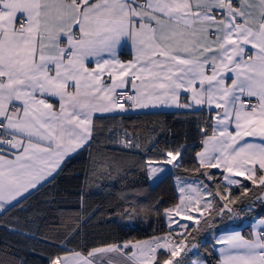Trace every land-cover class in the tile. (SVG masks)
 Here are the masks:
<instances>
[{
	"label": "snow or ice",
	"instance_id": "snow-or-ice-1",
	"mask_svg": "<svg viewBox=\"0 0 264 264\" xmlns=\"http://www.w3.org/2000/svg\"><path fill=\"white\" fill-rule=\"evenodd\" d=\"M172 107L208 119L190 160L181 146L145 162L149 180L176 169L168 231L69 249L50 264H204L188 257L201 221L231 213L246 182L264 204V0H0V209L21 205L84 151L93 180L111 176L119 154L139 145L104 121ZM258 224L247 237L218 236V264H264ZM65 227L70 243L80 228Z\"/></svg>",
	"mask_w": 264,
	"mask_h": 264
},
{
	"label": "trees",
	"instance_id": "trees-1",
	"mask_svg": "<svg viewBox=\"0 0 264 264\" xmlns=\"http://www.w3.org/2000/svg\"><path fill=\"white\" fill-rule=\"evenodd\" d=\"M122 57L126 58L125 55ZM207 119V110L195 114L180 110L127 113L115 121H104L109 127L132 131L137 136L138 144L146 145L130 153L119 154L120 175L107 189H95L91 185L92 164L88 151L66 159L63 170L55 180L44 184L38 191L33 190L21 205L0 213V260L5 264L9 261L14 264H50V259L66 255L69 249L81 251L165 234L168 228L160 213L176 203L173 175L176 169L167 172L154 186L149 187L145 162L159 160L165 150H175L181 146L187 149L186 161L190 160L201 148L199 127ZM99 147H93V156ZM188 167L191 169L190 164ZM188 175H192L191 171ZM86 177L89 178L86 180ZM246 183L250 189L248 195L236 192L234 198H238L237 203L229 205L233 213L235 211L236 218L227 221L212 234L201 231L193 241L197 245L196 254L206 264H218L212 240L220 229L239 227L246 235L251 222L264 216L263 204L253 199L258 188L250 182ZM140 190L146 193L137 199L134 207L151 213L149 215L153 219L147 225L128 221L124 216L125 210L131 209V202L124 195L129 194L130 197ZM253 201V210L249 212L246 205ZM153 207L159 209L157 216ZM225 214L229 219L230 213L226 211ZM65 225L80 228L70 243L65 239ZM5 252L9 255L6 256ZM192 255L189 256L190 260Z\"/></svg>",
	"mask_w": 264,
	"mask_h": 264
},
{
	"label": "rangeland",
	"instance_id": "rangeland-1",
	"mask_svg": "<svg viewBox=\"0 0 264 264\" xmlns=\"http://www.w3.org/2000/svg\"><path fill=\"white\" fill-rule=\"evenodd\" d=\"M129 133H132V131H128ZM136 143L138 144V141H137V136H136ZM139 145V148H143L146 144H144L143 146H141L140 144ZM169 168V171L173 172L175 169H173L171 166H168ZM167 173V172H166ZM164 173V174H166ZM163 174V175H164ZM120 175V170H112L111 172V176H108V175H104V176H98L97 178H95L94 180L91 181V185L95 188V189H98L99 187H103V189H107L111 186V184L117 180H115L118 176ZM161 175V176H163ZM159 176V178L161 177ZM158 178V179H159ZM157 178H153L152 180H149V187H152L156 184V182L158 181ZM257 187V186H255ZM257 191L254 192L255 194V197H253V199L256 200V197L257 195L260 194V189L259 187H257ZM146 193L145 190H140V191H137L136 193H134V195L130 196L129 197V194H125L124 197L127 198L131 204H130V207L131 209H129L128 212H131L133 213L132 215H124L128 221H131V222H134V221H137V222H140L142 224H149V221L153 218H151V216L149 214V212L145 211V210H138L134 207L135 205V202L137 201V199H139L140 197H143L144 194ZM177 193V192H176ZM178 195V193H177ZM251 197V196H250ZM249 197V198H250ZM249 200V199H247ZM251 201V200H249ZM177 202V201H176ZM231 206L233 204H230ZM151 208V206H149ZM229 208H231L229 206ZM262 208L264 209V204L262 205ZM232 209V208H231ZM235 209V207H234ZM150 210V209H149ZM155 216H157L159 214V212H154ZM162 216H163V212L160 213ZM164 217V216H163ZM229 219H227V215L225 214V216L223 217H215L214 219L210 218L209 219V223H204L203 220L201 221V224L199 226V231H194L192 233V235L188 238V246L189 248H191L193 241L194 239L196 238V235H198L201 231L205 232V234L207 233H211L214 232V230L218 229L219 227L223 226L224 224L228 222H231L233 220V218H236L235 216V211L233 213V211L230 213V215L228 216ZM263 218V217H262ZM245 220V219H244ZM256 219H254L253 221H255ZM186 223H191V222H186ZM151 238V237H150ZM150 238H146V239H143V240H147V239H150ZM195 249L196 248H191V251L188 253V257L190 256L191 253H194L195 252ZM196 254V252H195ZM183 255V254H182ZM179 259V257H178Z\"/></svg>",
	"mask_w": 264,
	"mask_h": 264
},
{
	"label": "crops",
	"instance_id": "crops-1",
	"mask_svg": "<svg viewBox=\"0 0 264 264\" xmlns=\"http://www.w3.org/2000/svg\"><path fill=\"white\" fill-rule=\"evenodd\" d=\"M124 55L126 56V58H124V59H127V58L129 57L130 53H129V51H128L127 49H125L124 51L121 52V57L124 56ZM122 58H123V57H122ZM180 110H183V109H177V108H175V107H172V108H160V109H143V110H141V109H136V110H131V111H129L128 113L152 112V111H180ZM200 150H201V148H200ZM200 150H199V151H200ZM214 170H215V169H214ZM2 211H3V209H0V213H1ZM262 217L264 218V216H262ZM262 217H259V218H257L255 221H252V222H251V224H250V226H249V229H248V232H247L246 235L241 231V229H240L239 227H236V228H228V229H226V228L220 229V231H218V233L214 236V238H213V240H212V242H213L212 247H213L214 252L216 253V255H217V257H218V261L221 259V252H220V249H221V248H224V247H226V246L223 245V244L217 243V239H216V238H217L218 236H220V235L225 234V232H228V233H231V232H239V233H241L242 235H244L245 237H247V235H248L250 232L255 231L258 227H261V226L258 224V221H259V219L262 218ZM63 256H64V255H63ZM191 260H195V261H203L204 264H206V262L204 261V259H203L200 255L195 254V252L193 253Z\"/></svg>",
	"mask_w": 264,
	"mask_h": 264
}]
</instances>
